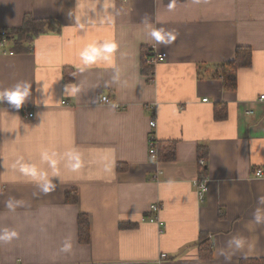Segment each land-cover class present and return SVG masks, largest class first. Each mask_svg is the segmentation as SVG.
I'll return each mask as SVG.
<instances>
[{
  "label": "crops",
  "instance_id": "0c3cea01",
  "mask_svg": "<svg viewBox=\"0 0 264 264\" xmlns=\"http://www.w3.org/2000/svg\"><path fill=\"white\" fill-rule=\"evenodd\" d=\"M28 13L60 27L27 52L0 47V93L27 89L18 109L0 98V235L17 233L0 241V264L264 259V0H0V30ZM106 41L117 45L110 65ZM239 46L253 49L252 64L226 90L212 73ZM149 47L167 59L146 66ZM150 131L176 143L175 159L150 158ZM200 156L203 200L193 186ZM73 191L78 202L68 203ZM155 203L161 222L150 221ZM202 234L211 258L201 257Z\"/></svg>",
  "mask_w": 264,
  "mask_h": 264
},
{
  "label": "trees",
  "instance_id": "16d2710c",
  "mask_svg": "<svg viewBox=\"0 0 264 264\" xmlns=\"http://www.w3.org/2000/svg\"><path fill=\"white\" fill-rule=\"evenodd\" d=\"M58 27L60 26L53 19L36 18L33 14L28 13L25 15L23 23L20 26L5 29L6 39L9 41L10 46H12L11 48L14 51L24 53L32 48L33 41L38 36L48 32H55L58 30ZM252 60L253 49L249 46H239L237 47L235 58L216 66L212 75L214 78L223 81V86L226 90H235L237 88L238 70L242 67L250 66ZM218 117H221V115L218 114ZM159 152L161 160L175 159L176 143L160 142ZM205 171L207 172V167L205 168ZM78 198V193L76 191H73L72 193L68 192L66 194V201L68 203H76L78 202ZM90 226L89 215L80 214L79 240L81 243L90 242ZM209 238L207 235H201L199 250L202 258L213 257V249L210 245ZM241 264H264V259H243L241 260Z\"/></svg>",
  "mask_w": 264,
  "mask_h": 264
},
{
  "label": "built area",
  "instance_id": "2783aa9c",
  "mask_svg": "<svg viewBox=\"0 0 264 264\" xmlns=\"http://www.w3.org/2000/svg\"><path fill=\"white\" fill-rule=\"evenodd\" d=\"M9 44V41L6 39V31L5 29L0 30V47L4 48ZM13 53V52H11ZM168 57V54L166 52L159 51L156 49V47H149V50L146 52L143 63L150 67L154 68L156 65H158L161 62H164ZM261 99H264V95L261 96ZM103 102H110V98L107 95H104L101 99ZM204 100H207L204 99ZM117 108H121L120 105H116ZM28 117H33V113H28ZM157 124V115L156 111L152 110L151 111V119L149 122L150 127L153 129L156 127ZM148 151L150 158H152L155 161L160 160V152H159V140L156 138L154 132L150 131L148 138ZM198 164L200 167V176L196 178L193 181V186L196 188V191L198 195L200 196V199L203 200L204 196L208 190V177L205 174V168L207 167V160L203 156H200L198 159ZM163 174L162 169H157V171L154 174V178L158 179L161 175ZM257 176H262L263 171L262 169H258L256 171ZM163 210V205L160 203H155L151 205L150 211L154 213V215L150 218V221H155V222H161L160 217L158 216V213ZM167 255L162 254L160 256V259L165 258Z\"/></svg>",
  "mask_w": 264,
  "mask_h": 264
},
{
  "label": "clouds",
  "instance_id": "9594fccd",
  "mask_svg": "<svg viewBox=\"0 0 264 264\" xmlns=\"http://www.w3.org/2000/svg\"><path fill=\"white\" fill-rule=\"evenodd\" d=\"M152 35L156 38V39H164V36L162 35V33L160 31H156L154 30L152 32ZM172 39H175V36H172ZM117 48L116 43L111 42V41H106L105 43V50L107 53H109V55H106L104 57V60L107 61V63L110 65L112 63V56L111 54L115 52ZM97 49L95 47L90 46V50L85 53V62L86 63H93L97 60ZM47 86H45V90H46ZM75 91V89H73ZM27 95V89H25L24 91H20L19 89L15 90V91H5L4 93H0V98L2 99H7V101L10 104H14L17 109L24 103V98ZM55 163V162H53ZM79 165H77L78 167ZM21 171L26 173V174H31V175H35V169L33 168H29L27 166H22L21 167ZM50 188L45 187L44 191H49ZM259 217H257V220L259 221ZM17 233L14 231H8L7 229L4 230V234L0 235V241L3 242H9L11 241V239L16 236ZM236 245L237 247H241L243 244L242 240H236ZM65 251L68 250V247L66 246V248L64 249Z\"/></svg>",
  "mask_w": 264,
  "mask_h": 264
}]
</instances>
